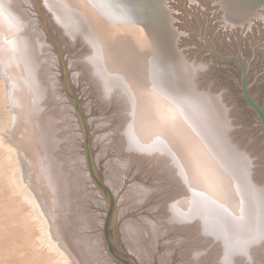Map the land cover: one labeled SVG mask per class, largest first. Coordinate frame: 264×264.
Segmentation results:
<instances>
[{"label":"bare ground","instance_id":"6f19581e","mask_svg":"<svg viewBox=\"0 0 264 264\" xmlns=\"http://www.w3.org/2000/svg\"><path fill=\"white\" fill-rule=\"evenodd\" d=\"M263 1L217 0V4L223 10V22L232 28L248 20L247 16L238 15H264V11L257 10ZM42 2L66 39L68 37L77 46L78 41L85 44L87 49L83 60L100 98L120 105V132L127 152L124 157L128 160L115 155V163L111 159L107 161V176L101 181L113 198L116 187H119V176L134 162V157L141 156L153 164L159 163L167 170L175 194L167 200L168 224H185L187 228L197 229L207 243L215 247L212 252L216 253L217 264L251 263L254 251L264 243V185L254 178L251 156L237 144L239 141L236 142L231 131L233 120L230 113L233 109L229 111L226 96L198 83L200 73L208 69L207 65L185 60V54L181 55L177 47L180 40L177 34L166 42L156 40L171 29L170 10L173 8L165 1L160 4L156 0ZM35 6L34 0H0V76L6 84L5 95L11 108L12 133L7 134L13 143L9 148V143L5 145L0 140L7 151L6 158H3L6 163L11 161L13 164L16 156L24 162L23 179L26 183L21 184L15 176L10 180L38 221L41 233L38 240L55 253L62 264H109L107 253L100 254L96 249L98 244L94 246L82 235L87 220L85 218L84 222L79 212L80 186L76 175L79 171L68 169V164H64L66 153L63 152L68 150L71 141V125L65 120L68 116H63L65 104L56 96L54 80L56 70L59 71L57 64L60 63L66 74L73 75L76 62L69 61L63 66L56 60V51H51L54 48L38 34L43 30L38 29V32L35 28V22L39 20L30 14ZM198 28L203 30L200 24ZM248 28L253 31L251 25ZM62 42L58 41L59 50L68 43L67 40ZM112 139L111 135L100 136L96 141L89 137V144L90 147L94 145L93 141L100 144L101 156L107 157L111 141L107 142ZM21 169L20 166L19 171ZM129 190L133 199L143 204L151 195V189L146 185L135 183ZM117 206L119 204L115 202V215L108 234L116 252L120 248L114 236V224L122 216ZM137 222H121V236L132 249L129 252L136 263L144 264L150 253L149 244L158 240L160 230L156 220L149 218ZM199 253L195 254L196 259L201 256ZM48 258L42 262L48 264Z\"/></svg>","mask_w":264,"mask_h":264},{"label":"rangeland","instance_id":"374dc122","mask_svg":"<svg viewBox=\"0 0 264 264\" xmlns=\"http://www.w3.org/2000/svg\"><path fill=\"white\" fill-rule=\"evenodd\" d=\"M164 1L166 2L167 5L173 8L172 10H170V14L173 18L171 23L172 27H170L171 29H169V32L166 35L157 37L156 40H158L161 43L163 41L166 42L168 38H171L173 35L177 34L179 35L180 38L177 47L181 55L185 54L184 55L185 60L187 61L189 60L190 63L193 60L194 61L196 60L197 62H204L207 65L208 69L204 70L203 73H200L198 83L199 84L201 83L200 84L201 87H203L202 85H204L206 89H212V91L218 94H224L226 96L225 100L227 102L226 101L225 102L226 104H228L229 111L230 109L231 111L233 109V113L231 112L230 114H231V120H233V128H231V131L234 132V137L236 138L234 139L236 140V142L239 141V143L237 142V144H239V146L243 150L245 149V151L248 152V155L251 156V159L254 163L253 176L257 181L259 180L261 184L264 185V135L261 131V128L259 126V121L255 113L246 105V103L241 97V91L239 89L241 69L237 64L233 62H223V61H219L216 58H213L210 55V53H207L206 51L207 46L205 42L201 39V37L197 35L199 32L201 33V35H205L207 41L217 52H219L222 55L229 54V55L237 56L244 65V67L245 68L248 67L247 71L249 74L247 73L246 76V87L248 88V93L264 113V15L263 14H258V15L242 14L243 16L238 15V17H243V18L247 16L248 20L241 21L239 24H236L234 25V27L232 26L231 28L227 26L226 23L223 22L224 21L223 10L217 4L218 3L217 0H197V2H192V3H190L188 0H164ZM34 2L36 6L33 7L32 9L34 11L31 10L34 13L30 12V14H32L31 15L32 17L34 16V18L37 19V20L35 19L36 21L39 20L38 23L35 22L36 27L34 26L37 31L38 29L39 31L43 30V33H38L39 31L37 32L39 36L40 37L43 36L44 40H46V42L49 43V46L51 44V48L52 47L54 48V50L51 51H53L54 53L56 51L55 58L56 60L61 62V65L62 62H64V64L68 63L69 61L72 62L73 64L76 62L74 64L75 68L72 71L73 75L74 74L75 75L73 76L70 72L67 73L68 76L67 87L70 94H72L78 100V104L81 109L82 116L85 120L90 139L96 141L98 137L103 136L105 138V136L107 137V135H111L113 138L112 140H109V142H107L109 144L111 141V143L109 144L110 147L108 148L107 157L101 156L102 146L98 143H95V141L92 140L94 142V145L90 147L92 161H94L93 163L96 174L98 175L100 181L103 182L105 177L107 176V167H106L107 161L111 159V161L114 162L115 155H119V157L120 156L124 157L127 153L126 150L124 149L122 136H121L122 134L120 132V125H121L120 121H122L121 120L122 113L119 110L120 105L116 103H112V104L107 103L106 100L100 98V95L97 92V88H94L95 85H93L94 83H92L93 80L90 78L88 68L86 66L85 61L83 60L87 49L85 44L82 41L81 42L78 41L79 45L77 46V44H74L73 41L71 42L68 37L66 39V35L63 34V31H59L61 28L59 27L60 28L59 29L58 25H56V23L53 22V18L52 17L50 18V14H49L50 12L45 9L42 0H34ZM257 10L264 11V3H262V5H260L257 8ZM30 14L28 12V15ZM39 22H41L42 24L41 23L39 24ZM199 24L201 27H203V30L202 29L200 30L198 28ZM250 25L251 27H253V31L249 30L248 27ZM63 40H67L68 45L66 44L65 47L64 46L61 47L60 50L61 52L59 51L60 52V56H59L57 48L55 47L56 43L53 41H59L61 42V44H63L62 42ZM250 52H253L252 53L253 55H251ZM254 52L256 53V55L254 54ZM58 61L57 63H59ZM206 61L208 64L206 63ZM59 64H57L58 66L57 69L59 68L58 69L59 71L56 70L55 74L57 75H55V80H54L57 88L55 86L54 89L56 90L55 93L58 92L56 93V96L59 99L61 98L62 101L61 100L60 101L64 102L62 104H65L64 105L65 111L63 112V116L64 118L68 116L67 119L65 120L66 122L67 121L70 122V123L68 122V125H71L69 126L71 127L69 135H71L70 136L71 141L73 140V142L70 141L72 147L69 144L67 147L68 150L66 149L63 152V154L66 153L65 154L66 159L64 158L66 161H64L65 162L64 164L65 165L68 164L66 166L68 169L73 168L75 169V171H79L76 175L79 179L77 181L78 186H80L79 202H78L79 204L81 203L80 205L81 210L79 211L80 218L83 219L84 222L85 220H87L88 222V223L86 222L87 226L82 232V235L84 234L86 239L89 241V243L94 244V246L98 244L96 246V249L98 250V252H100V254L104 255L107 252L102 243L101 223L103 222L104 214L106 211V201L105 198L99 193V191L93 185V183L91 182L88 176V171L84 160V148L82 142L81 128L78 125L79 123L76 114L74 113L73 106L64 94V90H63L64 72L61 70L62 67L60 68ZM71 76L72 78H70ZM4 83L5 82H3L2 76H0V140L4 144L7 142L6 144L8 145V143L9 144L12 143L11 136H9L12 133L11 119L9 118L11 117L10 116L11 108H10V103L7 101L5 95L6 84ZM229 98L231 101L229 100ZM68 104L70 107L68 106ZM236 120L237 122H235ZM235 130L238 132H236ZM7 133L10 134L8 135ZM9 140L11 142H8ZM107 143L105 142L106 145ZM12 144H10L8 147L9 148L10 146L12 147ZM5 152H7L6 149L2 147V145L0 144V156L2 155V157H0V164L2 163L0 165V172H1L0 186L1 185L3 186L0 187V197H1L0 199V264H38L39 263L38 260H40L41 262L40 264H42L47 260L48 257L52 259L51 260L48 258V264H62L57 259L55 253L49 251L48 247L46 245H43L38 240V238L41 235L38 221L33 218L32 209L30 205H28V203L22 198L21 194L17 192L15 185L10 180L11 176H15L17 180L19 182H22L21 184H23V182L26 180L23 179L24 178L23 176H25L24 175L25 172L23 173V167H22L24 162L21 161V159L19 160L14 155L16 157V158L13 157V160H15L13 161L14 163L12 164L11 161L6 163L5 161L6 159L4 158H6L7 154ZM134 158H135L133 159L134 162L130 164V167L127 169L125 168L126 170L123 172L124 174L122 173L119 176L120 178L118 183L119 187L118 186L116 187L117 191H115L114 193V200L116 203L118 202L119 204V207L117 206L118 212L120 211L122 212L121 218L117 219L114 224V236L118 240L119 248L128 255H130L131 257H134L129 252V250L131 251L132 249L127 244V242L123 240L121 236V224H122L121 222L125 220H130L136 223L137 221L142 222L143 220L150 218L151 220H156V222L159 224L160 235L157 241H153L152 243L149 244L150 253L147 258L148 261L147 259H145L144 264H206V263L217 264L216 253L214 255L212 252L214 246L207 243V239L203 238V236L197 231V229L187 228V226L185 227V224L183 225L181 224L172 225L171 223L168 224L167 200L169 199L171 200L172 197H175V194L172 192L173 185L170 182V178L167 170H165V168L159 163L153 164V161L148 162L149 160L144 157L136 156ZM17 159L19 160L18 164L16 161ZM123 159H125V157ZM67 160H69V162ZM125 160H128V158H126ZM19 162L21 164H19ZM72 164L73 166H71ZM20 166L22 168L20 170L21 172L19 171ZM20 173L22 174L20 175ZM24 183H26V181ZM135 183L140 185H146V187H149L151 189L152 196L150 195V197L147 199L149 200L148 202L146 200V202H144L143 204V202H138L137 200L133 199L134 195H131L132 193L129 189L130 187H134ZM14 210L16 211V213ZM12 211L15 213V215ZM17 215L19 216V218ZM174 226H176L175 229ZM258 247H259L258 251H254L253 253L254 259L251 263H247L244 261V262H240V264H264V243ZM196 253H199L201 255L199 259H196L194 257ZM34 254H35L34 256L35 259H33ZM39 254H41L42 258L40 257ZM108 260H109V264H118L110 257L108 258ZM44 264H47V262Z\"/></svg>","mask_w":264,"mask_h":264},{"label":"water","instance_id":"95a60500","mask_svg":"<svg viewBox=\"0 0 264 264\" xmlns=\"http://www.w3.org/2000/svg\"><path fill=\"white\" fill-rule=\"evenodd\" d=\"M156 1L160 4H161V1L164 2V0H156ZM262 3H264V1ZM197 35L201 37V39L205 42L207 46L206 51L207 53H210V55L213 58H216L223 62H233L239 66V68L241 69L240 85H239L240 87L239 89L241 91V97L246 103V105L255 113L256 117L258 118L261 131L264 135V113L262 112L258 104L250 97L248 93V88L246 87V76L248 73L247 69L244 67V65L242 64V62L237 56L220 54L207 41L205 35H201L200 32ZM53 42L56 43V48L60 56L58 41H53ZM62 65L64 66V62H62ZM63 72H64L63 90H64L65 96L71 102L73 106L74 113L76 114L79 126L81 128L82 142H83V148H84V160H85V164L87 167L89 178L91 182L93 183V185L96 187V189L105 198V201L107 202L106 211H105L104 219L102 222V231H101L102 232V243L104 245V248L108 256L114 261H116L118 264H137L136 261L124 251L118 249L120 253L118 251L117 253L116 248H114L110 243V240L108 237L109 228H110L109 225H110L112 218L115 215V200L110 190L100 181V179L98 178V175L96 174V171L94 170L87 126L82 116V112L80 110L78 100L68 91L67 74L65 72V69Z\"/></svg>","mask_w":264,"mask_h":264}]
</instances>
